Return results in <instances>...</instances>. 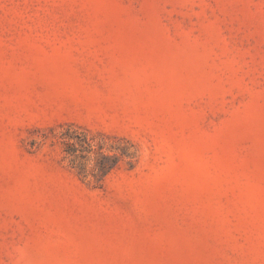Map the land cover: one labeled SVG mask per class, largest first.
I'll return each mask as SVG.
<instances>
[{
	"label": "rangeland",
	"instance_id": "374dc122",
	"mask_svg": "<svg viewBox=\"0 0 264 264\" xmlns=\"http://www.w3.org/2000/svg\"><path fill=\"white\" fill-rule=\"evenodd\" d=\"M0 264H264V0H0Z\"/></svg>",
	"mask_w": 264,
	"mask_h": 264
},
{
	"label": "trees",
	"instance_id": "16d2710c",
	"mask_svg": "<svg viewBox=\"0 0 264 264\" xmlns=\"http://www.w3.org/2000/svg\"><path fill=\"white\" fill-rule=\"evenodd\" d=\"M65 150L73 159L89 158L92 155L94 168L100 175H107L114 170L125 157L130 156V148L123 145L119 148L112 146V153L104 151V142L96 140L95 136L87 132L72 133L70 128L62 133Z\"/></svg>",
	"mask_w": 264,
	"mask_h": 264
}]
</instances>
